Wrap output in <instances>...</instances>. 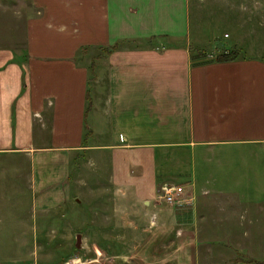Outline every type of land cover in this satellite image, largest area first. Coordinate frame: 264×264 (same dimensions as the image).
<instances>
[{
    "label": "crops",
    "instance_id": "0c3cea01",
    "mask_svg": "<svg viewBox=\"0 0 264 264\" xmlns=\"http://www.w3.org/2000/svg\"><path fill=\"white\" fill-rule=\"evenodd\" d=\"M32 6L22 49L0 46V158L27 159L31 208L65 204L71 153L105 157L107 241L132 247L108 264H264V44L193 53L189 0Z\"/></svg>",
    "mask_w": 264,
    "mask_h": 264
},
{
    "label": "rangeland",
    "instance_id": "374dc122",
    "mask_svg": "<svg viewBox=\"0 0 264 264\" xmlns=\"http://www.w3.org/2000/svg\"><path fill=\"white\" fill-rule=\"evenodd\" d=\"M263 9V0H189L191 51L216 58L224 50L242 56L255 52L257 46L262 49ZM34 11L32 0H0V46L22 49L26 19ZM88 157L71 153L66 165L67 199L49 209L31 208L27 159L0 158V260L31 258L36 264H62L95 259L96 264H108L109 253L115 249L130 252L132 247L122 240L114 241L116 247L107 241L110 230H106L105 215L113 202L106 177L109 162L103 157L91 164ZM77 234H81L79 248L75 247Z\"/></svg>",
    "mask_w": 264,
    "mask_h": 264
},
{
    "label": "built area",
    "instance_id": "2783aa9c",
    "mask_svg": "<svg viewBox=\"0 0 264 264\" xmlns=\"http://www.w3.org/2000/svg\"><path fill=\"white\" fill-rule=\"evenodd\" d=\"M159 198L165 203L175 206L183 207L191 201V197L187 193L184 184L166 183L160 190ZM62 264H96V260L83 261L80 259L68 260Z\"/></svg>",
    "mask_w": 264,
    "mask_h": 264
},
{
    "label": "trees",
    "instance_id": "16d2710c",
    "mask_svg": "<svg viewBox=\"0 0 264 264\" xmlns=\"http://www.w3.org/2000/svg\"><path fill=\"white\" fill-rule=\"evenodd\" d=\"M115 47L116 46H112L110 48L105 49L104 53L101 57L107 56L109 53L112 52L113 49H115ZM236 57H237V54L234 50H224L217 55L218 60H231V59H234ZM90 69H91L90 80H93L95 75H94V72L92 70V65H91ZM86 100H87V107H86L85 114H88V112L90 110V96H89L88 92H87ZM86 134L88 135V131Z\"/></svg>",
    "mask_w": 264,
    "mask_h": 264
},
{
    "label": "water",
    "instance_id": "95a60500",
    "mask_svg": "<svg viewBox=\"0 0 264 264\" xmlns=\"http://www.w3.org/2000/svg\"><path fill=\"white\" fill-rule=\"evenodd\" d=\"M80 241H81V234H77V235H76L75 247L79 248V246H80Z\"/></svg>",
    "mask_w": 264,
    "mask_h": 264
}]
</instances>
